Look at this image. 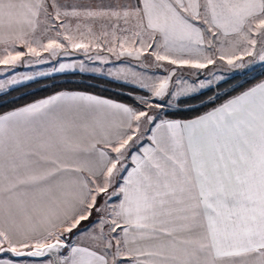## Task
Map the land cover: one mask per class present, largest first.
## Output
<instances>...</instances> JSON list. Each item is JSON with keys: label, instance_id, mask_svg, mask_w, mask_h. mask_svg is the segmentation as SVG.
<instances>
[{"label": "snow or ice", "instance_id": "obj_1", "mask_svg": "<svg viewBox=\"0 0 264 264\" xmlns=\"http://www.w3.org/2000/svg\"><path fill=\"white\" fill-rule=\"evenodd\" d=\"M77 53L134 103L0 112V264H264V80L203 72L264 64V0H0V97Z\"/></svg>", "mask_w": 264, "mask_h": 264}, {"label": "trees", "instance_id": "obj_2", "mask_svg": "<svg viewBox=\"0 0 264 264\" xmlns=\"http://www.w3.org/2000/svg\"><path fill=\"white\" fill-rule=\"evenodd\" d=\"M242 79L244 80L242 81ZM263 79L264 70L246 79L245 77L240 78L237 76V78L235 77L222 81L220 83V89L217 90L219 92V99H217L216 103H222L228 98L224 94L225 92H228L230 95H235L236 93L231 91V89L236 88V91H239L240 88L238 85L247 88ZM61 90L94 91L130 104L134 103L127 95V93L134 90L123 82L98 75H85L80 72H70L37 79L33 82L26 83L24 86L15 87L14 90L9 91L7 95L0 97V112L33 102ZM210 95H213V92L205 90L204 97L201 98L204 99ZM210 107H212V105L200 107L199 112H204ZM196 114L198 113L185 111L183 109L178 113L179 116L183 117H190Z\"/></svg>", "mask_w": 264, "mask_h": 264}, {"label": "rangeland", "instance_id": "obj_3", "mask_svg": "<svg viewBox=\"0 0 264 264\" xmlns=\"http://www.w3.org/2000/svg\"><path fill=\"white\" fill-rule=\"evenodd\" d=\"M80 60H84L85 64L89 68H91V67H101L104 71L100 72L98 76H103L104 75L103 77H107V78H110V77L106 76L104 73L109 68H111L112 70H115V67L118 66L119 63H120V62H116L115 64L100 65L99 62H96L95 64H93L92 62L88 61L83 55H72V56H69V57H61L60 58V62H64V63H71L73 61H80ZM53 63H56V61H53ZM49 68H50L49 64H44V65L33 66L32 68H20V69H18V71L24 72V73H30V72H33V71H48ZM263 70H264V64H261L259 62L255 63L254 65L249 67L247 70H233V69H229L226 64H223L222 62L218 61L216 66H209V69L203 70V72H204V74H207L209 71H211V72L216 73L217 75L222 76L223 80L220 81V83H221L222 81H225V80H228V79H232V78H235V77L237 78V76L240 77V78L241 77L242 78L245 77V79H246V78L254 76L257 73L262 72ZM184 71L185 72H191V71H194V70L185 69ZM76 72H80V71L77 69ZM66 73H69V72H66ZM58 74H63V73H54L51 76L58 75ZM82 74H85V75L86 74H88V75H97L96 72L93 73L92 71L83 72ZM0 78H2V77H0ZM41 78H46V77H38L37 79H41ZM243 80L244 79H242V81ZM213 86H215V84Z\"/></svg>", "mask_w": 264, "mask_h": 264}, {"label": "crops", "instance_id": "obj_4", "mask_svg": "<svg viewBox=\"0 0 264 264\" xmlns=\"http://www.w3.org/2000/svg\"><path fill=\"white\" fill-rule=\"evenodd\" d=\"M74 55H82L81 53H77V54H74ZM76 72V71H75ZM70 73V72H69ZM94 73V72H93ZM97 75H99V73H97ZM102 75V74H101ZM104 76V75H103ZM112 79V78H111ZM264 80V79H263ZM121 82V81H119ZM69 91H85V92H89V93H93V94H96V95H99L101 97H104V98H109V99H113V100H116V101H121V100H118L116 98H112V97H109V96H106V95H103V94H100L98 92H94V91H86V90H69ZM52 95V94H51ZM49 96V95H48ZM47 97V96H46ZM45 98V97H43ZM124 102V101H122ZM124 103H127V102H124ZM127 104H130V103H127ZM33 260V259H32Z\"/></svg>", "mask_w": 264, "mask_h": 264}, {"label": "water", "instance_id": "obj_5", "mask_svg": "<svg viewBox=\"0 0 264 264\" xmlns=\"http://www.w3.org/2000/svg\"><path fill=\"white\" fill-rule=\"evenodd\" d=\"M30 259L37 260V259H42V258H30Z\"/></svg>", "mask_w": 264, "mask_h": 264}]
</instances>
